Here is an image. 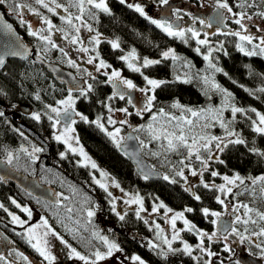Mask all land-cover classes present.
Segmentation results:
<instances>
[{"label":"trees","instance_id":"obj_1","mask_svg":"<svg viewBox=\"0 0 264 264\" xmlns=\"http://www.w3.org/2000/svg\"><path fill=\"white\" fill-rule=\"evenodd\" d=\"M183 1L185 2V0ZM195 1L197 2L196 5H200L199 0ZM227 1L234 11H253L256 6V9L261 10L260 13L264 12V0H247L246 3L245 0ZM56 3L67 4L69 8H73L74 12H70L73 15L79 13L78 8L74 6L75 0H56ZM14 4L24 5L23 11L26 10L31 14L34 13L29 9L42 12L40 13L42 16H48L49 11L37 5L35 0H7L5 4L0 5L5 16L13 22L17 31L33 46L35 55L39 54L47 61L53 60L67 69L76 70L63 60L64 54L58 48L51 49L48 46L49 51H41L45 47L44 43L36 37L28 36L27 25H22L12 10ZM252 4L254 6H248ZM107 5L110 14L96 9H92L95 14L94 19L87 11L84 14L93 31L104 34L108 38V40L103 39L98 46L100 57L106 59L112 68L122 69L125 78L131 79L137 88L146 86L143 76L129 70L126 63L121 61L119 57L132 49H135L140 57L139 64H142L144 57H158L156 60H161L160 64L142 68L141 71L143 75L149 78L166 81V83L155 90L156 100L153 103L152 111L143 112L142 115L138 116L135 113L139 108L130 105L127 102L128 97L120 100L116 96L112 100H108V97L117 90H114L112 83L107 82V77L102 72L94 74L95 79L89 77L85 72V76L82 77L83 79L88 77L86 79L90 81L89 84H92L93 89L87 93V96H82L80 90L72 92L76 96L75 109L87 116L89 121H94L98 117L101 118L108 131L111 129V126L107 124L109 115L114 119L115 114L120 113L123 120L128 121L123 125L122 130H125L130 123L134 124L138 140L143 141V143L140 142L143 155L154 168L163 172L162 178L151 181L146 180L142 175L140 176L133 163L129 162L118 150L112 139L93 123H85L81 120L76 122L79 142L84 144V147L93 154L95 163L103 171L110 173L124 191L132 190L141 194L146 209H151L153 201L156 203L158 198L164 200L166 205L173 210L178 211L185 207H191L194 211L188 213L189 219L197 223V228L200 227L203 230L213 232L211 222H208L210 216L205 218L201 209L205 207L211 210L218 208L220 204L216 202L215 197L219 195V192L205 189L199 183L194 190L191 189V192L201 196V200L196 201L190 191H185V188L190 187L185 184L184 179L176 176V172L182 168H187L180 161L184 160L185 164L189 163L196 168L199 167L200 162L195 159V156L192 159H186L187 149L183 147L179 148L178 151L168 150L167 141L163 138L160 140L152 139V133L147 126L151 123L153 128L158 130L172 115L176 117L184 115L192 118L197 125H203L204 119L191 117L190 113L173 108L172 105L179 102L183 108L194 110L221 107L224 96L211 87L214 82L232 93V97L229 99L230 104L247 110V115L238 113L236 120L228 125L230 130H234L240 138L246 141V144H229L222 153L220 152V160H223L224 163L214 161L209 170L203 172V178L210 181L209 183L215 179L219 181L220 176L214 178L210 175L212 169L220 174L228 172V176L230 173H233L232 176L238 173L245 179V184L239 185L237 182L241 188L236 191L235 198H238L242 204H247L259 212H264V191H262L264 183L252 184L249 179L255 178L256 175H264V157L249 151L252 147L264 151V135L252 131L249 119V117L253 119L255 116L250 111L252 108L264 113V91H261L264 89V56H246L236 47L237 43H241L238 37L230 33L227 35L218 34L213 39L216 40L215 43L213 42V46L219 48L222 43L223 48L213 53L212 60L223 71L215 72L208 67V62L203 59L209 45H197L190 38V34L187 37V44L179 38L167 36L162 29L152 24L146 15L141 16L134 8L127 7V3L121 4L119 0H107ZM89 7L85 4L86 9ZM55 24L64 32H68L70 36L71 34L75 35L74 29L66 22L60 20ZM116 39L120 42V49L114 50L108 41ZM168 47L173 48L180 59L175 61L171 58L163 59L161 53ZM196 47L201 48L200 54L195 51ZM245 47L251 49V45L245 44ZM83 69L79 68L78 70L82 71ZM204 76L208 77V84L204 83ZM186 79L189 80L188 83L183 82ZM68 93L69 90L66 86L57 82L47 72L42 62L35 61L33 57L26 61L9 58L6 65L0 69V111L4 113V116L0 117V160L7 163V154L12 152L17 159H14L12 164L7 163L11 168L30 177L34 176L38 168L41 183L55 187L59 196L56 203L45 202L33 197L17 185L0 180V203L8 211L18 210L11 203L12 199L19 204L30 205L31 208L36 209L37 212L49 219L48 222L54 229L70 243H73L75 247L82 249L88 257H92V254L97 250L106 252V246L98 238L99 236H106L115 240L122 249L120 252L126 257L131 258L134 254L141 255L153 264H204V261L208 259H211L212 264H262V261L259 262V258L264 256L261 254V249L264 248V237L252 236L251 233L259 232L260 228L264 227V221H260L255 212L251 215L253 219L257 220V223L247 226L249 231L244 234L250 239L245 240V250L237 258L229 256L234 252L233 250L224 251L225 244L228 247L231 245L221 239L212 242L205 239V247L216 253V256L208 257L206 254L200 253L195 250V246L199 242L198 237L185 231H181V238L187 239L189 244L193 245L194 252L198 254L197 257H201L198 261L193 260L183 251L170 252L169 250L163 251L159 247L149 248L148 241H152L154 235L150 225L144 223L145 216H148L145 215L146 211L142 212L141 218L138 219L134 207L124 210L120 205L116 206V212L125 216V219L121 221L112 211L111 201L115 200L114 195L109 196L108 192L95 184L89 165H81L77 161L78 155L65 149V145L53 138L52 122L43 114L48 113L54 116L48 111L46 105L56 106V102ZM37 95L40 96L39 100L36 99ZM106 105H110L114 111L109 113ZM22 106L28 108L29 112L25 113L21 110ZM121 108H128L129 113L132 114L127 115L118 111ZM161 108L169 114L168 117L159 115ZM33 113H41V120L33 119ZM153 114H157L155 121L152 120ZM223 116L225 122L230 121V110L225 111ZM208 122L212 123L210 116ZM175 123L176 121H172V124ZM21 132L24 134L23 136L20 135ZM193 134L223 136V134L226 135V132L218 123H215L214 126L207 129L196 126L192 132L188 133L189 136ZM235 138L232 137V139ZM190 142L191 140H189ZM33 146L43 149L42 152L36 153L38 159L34 163L27 153L21 151L23 147L31 152ZM61 153H65V158L61 159ZM200 154L201 156L207 155V152L202 149ZM164 176L170 177V180L175 179L176 183L163 179ZM119 207L121 211H117ZM88 210H92L95 215L88 217ZM9 219L8 212L0 209V233L10 237V240L34 262L48 264L27 242L24 231L12 225ZM235 226L241 232L244 231L243 225L237 224ZM179 243H181L180 240L174 241L175 249H182L176 247ZM11 252L8 257L0 253L5 257L4 260H0V264H17L19 262L18 251L13 250ZM110 261L107 258L98 264H109ZM53 264H84V262L71 258L56 261Z\"/></svg>","mask_w":264,"mask_h":264},{"label":"snow or ice","instance_id":"obj_2","mask_svg":"<svg viewBox=\"0 0 264 264\" xmlns=\"http://www.w3.org/2000/svg\"><path fill=\"white\" fill-rule=\"evenodd\" d=\"M7 2V0H0V5H3ZM121 4H126L127 0H119ZM247 0H245V3ZM35 3L45 9H47L49 12L56 14V9L63 7L60 4L56 3V0H51L52 4H55V7L50 6V3L47 2V0H35ZM169 3V0H160V4L167 5ZM85 4L89 5L90 7L88 9L85 8ZM78 8L79 15L73 16L71 14L67 16H61L60 19L62 21H66V23L75 31V35H71L68 32H64L63 29L56 28V26L52 23L50 19L47 17L41 16V14L36 9H29L32 11L35 15L41 16L42 23L46 25V27H42L38 30H34L32 25L30 23L27 24V30L28 35L38 38L41 42L44 43L45 47L41 50L43 52L49 51V47L51 49H55L58 47V45L53 41L52 39V33L53 30L58 32H64L63 38L65 40H68V42L72 45H79L78 51L82 53H89L90 49L89 47H85L84 41L80 37V31L81 27H84L87 29L88 32H93V28L91 25L87 24L86 21H84L83 17L85 12L87 11L92 18H95V14L92 12V9L100 10L104 13L110 14V9L106 3V0H75V5ZM242 6V5H241ZM249 7L254 6L248 5ZM127 7L134 8L136 12H138L141 16H145L144 8L140 5H133L130 3H127ZM216 7L218 9L226 10L227 13H231L232 16L237 17L234 20V23L239 25L240 29L242 31H235L231 32L230 34L238 37L239 41L241 43H237L236 47L237 49L243 53L246 56H255V55H262L264 56V37H254L251 34L248 33V29L246 25L243 23L245 19L251 20L252 17L247 15L245 12H233L232 7L229 6L227 0H216ZM25 8L24 5L21 4H14L13 11L16 13L20 23L22 25L25 24V21L22 18L23 9ZM64 12H68V8L63 9ZM173 14L176 16L177 19H181L180 10H174ZM258 15L264 17V12L258 13ZM223 12H217L216 16L214 18L209 19L208 21H205L203 19L199 20V23L201 25H204L207 28H212L213 23H223L225 19H227ZM195 21V18H193ZM79 21L80 26H77L73 21ZM151 23L156 25V27L163 30L164 33L167 34L169 37L179 38L181 41H183L185 44L188 43L187 37L190 34V38L194 39L196 44L199 46H205L209 45L207 48V53L203 55V59L208 62V67L215 72H222L223 70L216 66L215 63H213L212 57L213 53L216 51H219L223 48V44L221 43L219 48H214L210 46V41L207 38L210 34L208 32H205L204 39H201V31L193 28H180L173 26L172 23H169L167 21H159L156 19H151ZM2 27L7 30L9 33L13 31L12 26L10 24H3ZM260 30V29H258ZM214 34V33H213ZM222 34H229V33H222ZM101 34L99 32H96V35L92 36L90 38V43L94 45V47L91 48L92 52H95V55L89 56L87 59L88 64H93L94 61L98 60V63L95 65L96 71L100 72L102 69L105 70L102 74L107 77V82L113 83V86L115 87L116 81H119L120 84H122L127 90H137V85L133 83L130 79H123L121 77V72L118 70L113 69L111 73L107 71V69L112 68V65L108 64L103 58L100 57V53L97 50L98 46L101 43ZM258 39V43L254 42ZM108 43L111 45V48L116 50L120 49V42L118 39L116 40H110ZM245 44L251 45V49L245 47ZM22 50H11L4 52L3 54H0V67H3L5 64V57L6 56H20L21 58H27L29 54V50L24 47L23 45L20 46ZM65 56L68 55L67 52L64 51L63 48L59 49ZM195 51L200 54L201 48L196 47ZM39 55V54H38ZM161 56L163 59H169L171 58L173 61L180 59V57L177 56L174 49L169 48L166 51H163L161 53ZM121 61H124L126 63V66L129 70L132 72L140 73L143 76L144 81L146 82V86L143 88H139L138 90L144 94L145 96V103L144 107L142 109H137L136 115H142L143 112H151L153 108V103L156 100L155 96V90L159 88L162 84L166 83V81L156 80L149 78L146 75H143L141 69L147 68L151 65L160 64L161 60H153L149 59L147 57L143 58L142 64L137 63L140 60V57L137 55L136 50L132 49L130 52H128L125 55H122L119 57ZM68 64L71 67L79 69V65L76 63L75 60L69 59ZM84 71L87 73L89 77H92L95 79L93 74L91 72H88L87 69H84ZM227 75V73H224ZM179 79V77H177ZM204 83L208 84L209 79L207 76L203 77ZM184 83H188L189 80H184ZM211 87L215 89L216 91L220 92L224 96V102L221 107L219 108H213L209 107L207 109H200V110H194L192 108H183L179 102H176L172 105L173 108L182 109L184 112L190 113L191 117H198L204 119L205 123L203 125H197V123L193 120L188 118L187 116L181 115L180 117H176L175 115H172L168 118L166 123L162 124L161 127L157 130L153 128V125L150 123L147 127L152 133V139L160 140L163 138L167 141V149L170 151H178L179 148L183 147L187 149V157L186 159H191L193 155L195 156V159L200 162L201 164V171L199 172V175L201 176V184L203 188L209 189V190H216L219 193H223L225 195L230 194L233 192L234 187H238L239 185L245 184V179L242 178L239 174H235L234 176L230 177L228 175H222L217 171H211L210 175L212 177H218L221 176V179L224 181L222 184H215V182L207 183L203 180V172L208 171L210 167V161L214 159V153L212 150L213 142H215V149L217 152H223L224 149L229 144H236V145H245L246 141L243 138H240L239 135L234 131L230 130L228 125L236 120L237 114L242 113L247 115V110L241 107H237L234 104L229 103V99L232 97V93L228 92L226 89L221 88L219 84L212 83ZM93 86L92 84L87 85V90L80 89V93L82 96H87V93L92 91ZM261 91H264V89H261ZM73 89H69L68 96L63 100H58L56 102L57 106L52 105H46L48 108V111L53 115H50L48 113H44L43 115L47 116V119L52 122V128L55 130L53 133V138L57 142H62L67 146V150L71 151L72 153H78L83 158V165L88 166L90 164L92 169H98V165L95 163V161H92L91 158L88 156V154L84 151L82 146H74L73 141L76 145H79V138L74 136L73 133H75V128L72 127V125L76 124L75 117H79V119L85 123H93L98 128H100L102 131H104L108 137L112 139V141L117 145V147L120 146V141L123 139L120 136L121 128L115 127L112 131H108V129L105 127V124L101 121V118H97L94 121H89L88 117L83 115L82 113L75 110V104L76 100L72 95ZM149 93H152L149 95ZM126 95H128L127 92L124 91H114L112 96L108 97V100H112L114 97L118 96L120 100H124ZM36 99L39 100L40 96L37 95ZM211 99V97H209ZM130 105L133 107H136V105L133 103L132 98L130 95H128V101ZM107 110L109 113H112L114 110L110 105H106ZM227 110H230L231 112V120L228 122H225L223 113ZM118 111L123 112L127 115H131L132 113H129L128 108H121ZM252 113L255 114L256 119H251V127L252 131L259 135H264V113H261L257 111L255 108L250 109ZM159 115L162 117H168L169 114L165 113L164 109L161 108L159 110ZM4 116V113L0 111V117ZM209 116L211 118L212 123H209ZM32 118L36 121H40L42 118L41 113H33ZM157 119V114L152 115V120L155 121ZM63 121L62 130L58 128V126L61 125V122ZM172 121H176L175 124H172ZM127 120H121L119 121L120 124H126ZM117 123L116 120L112 118L111 115L107 117V124L109 125H115ZM215 123H218L219 126L223 129H225L226 135L225 137L220 136H214V135H207V134H193L191 136L188 135L189 132H192L194 127L200 126L203 129L210 128L214 126ZM143 127V126H141ZM171 129V130H169ZM21 136L24 134L21 132ZM232 137H236L235 139H232ZM26 138V137H25ZM131 138V137H129ZM189 140L191 142L189 143ZM143 143V141H141ZM201 149H204L208 154L206 157H202L200 152ZM21 151L27 153L31 158L33 163L38 159V156H36V153H40L43 151L42 148L33 146L32 151L29 152L27 148H21ZM250 152L264 157V151L259 150L258 148L252 147L249 149ZM61 159L65 158V153L60 154ZM217 159V162L223 164L224 161L220 160L218 157H215ZM17 159L16 156L12 152H9L7 154V163L12 164L13 160ZM181 164H184L185 167H190L189 165L184 163V160L180 161ZM192 176H197L198 172L194 169L191 170ZM101 176L107 177L108 174L106 172L101 171ZM176 176L181 177L182 179L187 182V177L184 176V170L183 168L176 172ZM3 177H0V180H3ZM147 179V177H145ZM163 179L170 180V177L164 176ZM252 182V184H256L257 182L264 183V175L256 177V178H249ZM93 180L96 184L99 185L100 188L104 189L105 192H108V186L105 183H102L100 180H97L95 177H93ZM170 182L176 183L175 179H171ZM239 182V185L238 183ZM113 183L115 187L119 188L120 185L116 183L113 180ZM121 191H123L121 189ZM185 191H190V188H185ZM262 191H264V188H262ZM193 198L196 201L201 200V196L196 194L195 192H191ZM108 195L111 196L112 193L108 192ZM215 200L218 204L224 205L225 208L229 207L225 203V199L221 198V195H217L215 197ZM11 203L14 204L17 208H20L21 211L27 214L28 220H31L32 218V211L27 207H22L19 203H17L16 200L12 199ZM112 203V211L116 213V215L119 217L121 221L125 219L124 215H121L119 212H116V205L114 201H111ZM126 204H137L139 207L136 210V217L138 219L141 218V213L146 211L143 205V198L139 195L134 196L133 198L126 200ZM243 208V214L242 215H235L234 221L223 228V230H220L219 228L217 231H213L212 233H208L206 231H203L197 226L191 222L189 219L186 218L185 213H191L194 211L191 207H186L183 211H176L167 205H165L162 201L159 204H154L152 207V213H158L160 209H164V217L167 218L166 222L171 225V228L173 230V234L171 236V239H168L166 236L163 238V243L167 245V248L170 252H177V251H183V253L187 254L188 256H191L193 260H199L201 257H197L193 255L194 248L186 241L182 240L181 238V231L192 233L193 235L198 237L199 242L195 246V250H198L200 253L206 254L208 257L216 256L217 254L212 252L209 248L205 247V239L208 241H216L218 239H223L224 241H228L229 236H237L239 237L240 241L243 242L244 240L250 239L249 236H246L244 233L248 232V225L249 224H256L257 220L252 218V213L255 212L256 216L259 218L260 221H264V212H259L258 210H255L251 208L247 204H237L232 206V213L235 214L239 212V209ZM0 209H4L5 212H8V209L4 207L2 203H0ZM69 211H71L69 209ZM202 215L207 218L209 216L213 217L210 222L213 225H218L220 218L222 216V213L219 211H213L209 208L205 207L201 209ZM169 213H172L171 217H169ZM8 215L11 216V220L13 224L19 225L23 227L25 224H27V221L21 219L20 216H17L11 212H8ZM88 217H92L95 215V213L92 210H88L87 212ZM182 221L184 227L181 230H178L176 225L177 221ZM145 224H148V220H144ZM155 229L157 230V237H160V235L164 232V229L161 228L159 224H156L153 222ZM240 224L244 226V231L241 232L239 228H237L235 225ZM219 233V235H218ZM27 242L30 244V246L43 258L44 261H47L48 264H53L55 261V256H53L49 250V240L47 239L49 235L59 239L61 243L65 244L69 249L70 257H76L81 261H84V264H98L99 261L105 260L107 257H111L114 252H120L122 249L119 247V245L115 242L109 241L108 237L106 236H99L98 238L104 243L106 246V252H101L99 250L95 251L92 255L94 256V259H91L90 257L82 255L80 252H78L75 248H73L71 245L67 244V241L63 240L62 237H60L49 225L48 220L44 217H41L40 222L36 225L30 226L25 231ZM98 235V234H96ZM252 236L257 237H264V227L260 228L259 232H252ZM180 240L183 244L182 249H175L173 248V242ZM148 246L151 249L158 248L159 245L155 244L153 241H148ZM257 247H260V245H257ZM224 251H231V249L225 244ZM261 254L264 255V248L261 249ZM21 259L24 261H29V258L24 255L23 253H17ZM5 257L3 255H0V260H4ZM134 264H145V261L139 256V255H133L130 258ZM31 264V262H29ZM204 264H212L211 259L205 260Z\"/></svg>","mask_w":264,"mask_h":264},{"label":"rangeland","instance_id":"obj_3","mask_svg":"<svg viewBox=\"0 0 264 264\" xmlns=\"http://www.w3.org/2000/svg\"><path fill=\"white\" fill-rule=\"evenodd\" d=\"M130 4H133V5H137L138 3L135 1V0H132V1H130V0H127ZM147 1H149V2H151V0H147ZM47 2H49L51 5H52V7H55V4H52L51 3V0H48ZM199 2H200V5L198 4V5H196L195 4V6L194 7H192V9H193V16H194V14H196L194 17H192V18H195V22L194 23H198V24H200L199 23V20H201V19H203V15L204 14H206V12H205V10H206V3H207V1H205V0H199ZM228 2V1H227ZM197 3V2H196ZM187 3H183V1H181V4L179 5V8L181 9V8H185ZM229 4V3H228ZM60 5H62V4H60ZM63 7H61V8H57L56 9V11L57 10H63L64 8H68V12H70V11H73L74 12V10H73V8H69V6L67 5V4H65V5H62ZM185 6V7H184ZM141 7H143L144 8V11H145V15H147V17L149 18V19H156L157 20V15L156 16H154V12H157L158 13V11H159V9L157 8V6H155V4H153V5H149L148 7L147 6H145L144 7V5L143 6H141ZM212 7V6H211ZM212 8H215L216 9V3L214 4L213 3V7ZM179 10V9H178ZM64 11V10H63ZM32 12V11H31ZM40 13H42V12H40ZM84 19V18H83ZM193 21H194V19H193ZM257 21H259V20H257ZM77 26H80V22L78 21H76V20H74L73 21ZM231 22H229L228 24H230ZM261 23H263V26H264V22H263V20H260V24ZM88 24V23H87ZM227 24V25H228ZM201 25V24H200ZM251 27H252V25H250ZM43 27H45V26H43ZM40 28H42V26H37L36 27V30H38V29H40ZM186 28H188V26H186ZM185 28V29H186ZM262 28V27H261ZM199 31H200V28L198 29ZM218 30H219V28L218 27H212L211 29H207L205 32H208L209 34H211V35H213L214 37L216 36V35H214L215 33H217L218 32ZM262 30V29H261ZM55 31V30H54ZM53 31V32H54ZM233 32H235V31H242L241 29H240V27L239 26H237L236 28H234L233 30H232ZM56 32V31H55ZM87 29L86 28H84V27H81V31H80V37H81V39L84 41V45L83 46H85V43L87 44V46L88 47H90L89 49H90V51H89V53H82V52H80V51H78V48H79V45H72V44H70L67 40H65L64 38H63V36L64 35H61V37H60V39H59V36H58V39L60 40V44H62V46H63V48H64V50H66L65 52H67L68 53V55L66 56L67 57V60H66V58H65V55H64V58H63V60L64 61H66V62H68V60L69 59H72V60H75L76 61V63L79 65V68H84V69H87L88 70V72H91L93 75L94 74H98V73H100V72H104L105 70H101L100 72H97L96 71V67H95V65L98 63V60L97 61H94V63L93 64H88L87 63V59H88V57L89 56H92V55H95V52H92L91 51V48L93 47L91 44H90V42H89V45H88V40L90 41V38L92 37V36H94V35H96L95 33H92V36L91 37H87ZM205 32H201V39H204L205 37H204V33ZM214 33V34H213ZM247 34H251V35H253L254 36V34H253V31L249 28L248 29V33ZM212 36V37H213ZM211 38L210 37V35L207 37L208 39H209V41H210V46H212V47H214L213 46V39H215V38ZM260 37H262V36H260ZM54 38V34L52 33V39ZM101 39L103 38V36H101L100 37ZM194 40V39H193ZM195 41V40H194ZM259 41H257V43H258ZM169 48H171V47H168V48H166V50H168ZM171 49H173V48H171ZM165 50V51H166ZM127 54V53H126ZM44 57H47L46 55H44ZM149 59H153V60H156V59H158V57H156V58H149ZM105 61H106V59H104ZM107 62V61H106ZM137 63H139V61L137 62ZM84 69L82 70V71H79L77 68H76V70H74V71H76L75 73H76V76H78V77H82V76H85V71H84ZM114 68H111V69H107V71L109 72V74L111 73V71L113 70ZM115 70H118V71H120L121 72V77L123 78V79H129L128 77H126L125 78V76H124V73H123V71H122V69H117V68H115ZM83 78V77H82ZM86 78H88L87 76H86ZM85 78V79H86ZM131 80V79H130ZM156 80H159V79H156ZM89 84V81H87L86 82V84H85V88L84 89H86L87 88V85ZM115 87H114V90H117V91H124V92H127L128 93V95H130L131 96V98H132V101H133V103L137 106V108H139V109H142L143 107H144V103H145V96H144V94L143 93H139V90H138V88H143V87H138L137 88V90H127L122 84H120L119 83V81H116L115 82ZM69 94V93H68ZM68 94H66L65 96H64V98H62L61 100H63V99H65L67 96H68ZM152 93H149V95H151ZM72 95H73V93H72ZM128 95H126V97H128ZM73 97L74 98H76V96L75 95H73ZM57 106V105H56ZM257 111H259V110H257ZM259 112H261V111H259ZM261 113H263V112H261ZM79 118V117H78ZM192 119V118H191ZM253 119H256V117L254 116L253 117ZM76 120V119H75ZM114 120H116L117 122H119V121H121V120H123V116L120 114V113H117V115L115 114V117H114ZM124 124H120V123H116L115 125H110L111 126V129H110V131H112L115 127H119V128H121V132H120V136L121 137H123V135H124V131L125 130H122L123 129V126ZM72 127H74L75 128V133H73V135L74 136H76V137H78V132H77V123L76 124H74V125H72ZM60 130H62V127L60 128ZM55 131V130H54ZM54 131H53V133H54ZM220 137H225V135L223 134V136H220ZM62 143V142H61ZM73 143V145L74 146H77V147H79V146H82L83 147V149H84V151L88 154V156L91 158V160L92 161H94V158H93V154H91L90 153V151L88 150V149H86L85 147H84V144H82L81 142H79V145H76L75 144V142L73 141L72 142ZM63 144V143H62ZM63 145H65V144H63ZM215 142H213V145H212V150H213V153H214V159L213 160H211L209 163H210V166L212 165V163H214V161H216L217 162V159L215 158V157H218L219 159H221L220 158V152H217L216 151V149H215ZM66 146V145H65ZM65 149H67V146L65 147ZM202 150V149H201ZM71 152V151H70ZM72 153V152H71ZM201 153V152H200ZM76 155H78L77 156V161L81 164V165H83V158L78 154V153H75ZM208 154V153H207ZM207 155H203L202 157H206ZM192 158H194V155H193V157ZM191 158V159H192ZM187 165H189L190 167H187L186 169L184 168L183 170H184V176L185 177H187V182H185V184L187 185V186H189L190 187V189H195V187H196V185L197 184H199V183H201V176L199 175V172L201 171V164L199 165V167H195L194 165L192 166L191 164H189V163H186ZM89 167H90V170H91V175H93L92 176V179H93V177H95L97 180H100L102 183H105L107 186H108V192H111L112 193V195H114L113 197H114V202H115V205L116 206H119L120 205V207H122V208H124V210L125 209H128V208H132V207H134L135 208V210H137V208L139 207V205H137V204H126L125 203V201L126 200H129V199H131V198H133L134 196H136V195H139L140 197H142L143 198V196H141V194H139V193H137V192H134V191H124L121 187H119V188H117V187H115V185H114V183H113V180L115 181V179H113V177L111 176V174L110 173H108V172H106L107 174H108V176L107 177H104V176H101V171H103V169L101 168V167H99L98 166V169L99 170H97V169H92L91 168V166H90V164H89ZM210 168V167H209ZM192 169H194V170H196L197 172H198V175L197 176H192L191 175V170ZM212 169V168H211ZM215 171V169H212L211 171ZM103 172H105V171H103ZM220 179V178H219ZM203 180H204V182H207V183H209L210 181H207L205 178H203ZM94 181V180H93ZM215 181V180H214ZM116 182V181H115ZM117 183V182H116ZM222 183H224V181L222 180V179H220L219 181L217 180L216 181V184L217 185H219V184H222ZM96 184V183H95ZM98 185V184H97ZM121 189L123 190V191H121ZM144 201V200H143ZM163 202L165 205L167 204V203H165L164 202V200H162V199H157L156 200V203H160V202ZM18 203V202H17ZM155 203V201H153V205L154 204H156ZM22 207H27V208H29L31 211H32V218H31V220H28V216H27V214L26 213H24L23 211H21V209L20 208H18V210L17 211H12V210H9L8 212H11V213H13V214H15V215H17V216H20L21 217V219H23V220H25V221H27V224H25L23 227H21V226H19V225H16V224H13L12 223V220H11V216H9L10 217V223L12 224V225H14L16 228H20V230H22V231H24V233H25V231H26V229L28 228V227H30V226H33V225H36V224H38L39 222H40V219H41V217H44V218H46L44 215H42L41 213H39V212H37V210L36 209H33V208H31L30 207V205H24V204H20ZM143 205H144V208H145V204L143 203ZM152 205V206H153ZM117 208V211H121V208ZM186 208V207H185ZM184 208V209H185ZM146 209V208H145ZM183 209V210H184ZM221 205L218 207V208H216V209H212L213 211H219V212H222L221 210ZM152 210V207H151V209H146V214L145 215H148V216H145V219H147L148 220V225H150L149 227L150 228H152L153 229V237H152V241L155 243V244H157V245H159V248L161 249V250H163V251H166V250H168V248H167V245L166 244H164L163 243V238L166 236L168 239H171V236H172V234H173V230H172V228H171V225L168 223V225L165 223V219H164V217L163 218H161V220H159V219H155V220H150V212H152L151 211ZM163 212V214H164V209H161ZM161 210H160V212H161ZM183 210H178V211H183ZM211 210V209H210ZM177 210H174V212H176ZM161 213V214H162ZM243 214V211H241L240 212V214L239 215H242ZM142 215V214H141ZM185 216H186V218L187 219H189V216H188V213H185ZM171 217V216H170ZM47 219V218H46ZM213 219V217H211V220ZM48 221H49V219H47ZM190 220V219H189ZM191 221V220H190ZM153 222H155L156 224H159L160 226H161V228H163L164 229V232L160 235V237H157V230L155 229V227H154V224H153ZM191 222H193V221H191ZM49 223V222H48ZM194 223V222H193ZM194 224H196V223H194ZM49 225L51 226V224L49 223ZM176 227H177V229L178 230H181V229H183V227H184V225H183V223H182V221H177V225H176ZM51 228L60 236V237H62L63 238V240H65V241H67V244H69V245H71L73 248H75L78 252H80L82 255H84V256H86L85 254H84V252L82 251V249H78L77 247H75L74 245H73V243H70L67 239H65L63 236H62V234L61 233H59L56 229H54L52 226H51ZM181 234V233H180ZM48 240H49V250H50V252H51V254L53 255V256H55V261L54 262H56V261H61V260H67V259H71V258H74L75 260H79L78 258H76V257H70L69 256V253H70V249L65 245V244H63V243H61V241L59 240V239H57V238H55V237H53V236H51V235H49L48 236V238H47ZM109 239V238H108ZM182 240H184V239H182ZM109 241H111V242H115V240L114 239H109ZM184 241H186L187 243H189L188 242V240L186 239V240H184ZM227 242H229V244L231 245V247H230V249H231V251L233 250L234 252H232L229 256H232V257H234V258H237L238 256H240V254L242 253L241 251H242V247H243V245H244V243H245V240L243 241V242H241L240 241V239H239V237H237V236H232V237H230L229 239H228V241ZM116 243V242H115ZM191 246H193L192 244H190ZM175 247V245H174V242H173V248ZM176 247H179V248H183V244L182 243H179L178 245H176ZM102 252H105V251H102ZM193 254L195 255V256H197L198 254L196 253V252H193ZM134 255H137V254H134ZM144 261H145V264H153L151 261H149L146 257H142L141 255H139ZM88 257V256H87ZM132 257V256H131ZM91 259H94V256H92V257H90ZM107 258H109V260H111L110 262H109V264H134V262L129 258V257H126V255H123L121 252H114L113 253V255L111 256V257H107ZM106 258V259H107ZM19 262L17 263V264H29V262H31V264H41V263H36V262H32V260H30L29 259V261H24L23 259H21V257H19ZM79 261H81V260H79ZM260 261H262L261 263L262 264H264V256H260V258H259V262ZM82 263L84 262V261H81ZM100 262V261H99ZM98 262V263H99Z\"/></svg>","mask_w":264,"mask_h":264},{"label":"water","instance_id":"obj_4","mask_svg":"<svg viewBox=\"0 0 264 264\" xmlns=\"http://www.w3.org/2000/svg\"><path fill=\"white\" fill-rule=\"evenodd\" d=\"M5 12L2 11L0 8V54L4 52L11 51V50H22L20 48L21 45L26 47L29 50V54L27 58H21L20 56H6L5 57V64L9 60V58L23 60L26 61L33 57V59L37 62H42L47 72L55 78V80L59 83H63L66 88L73 89L79 91L80 89H84V86L87 81L85 78H80L76 76L75 71L65 68L55 61H47L42 56L35 55L33 46L27 42L22 35L17 31L13 22L10 21L8 17L5 16ZM175 27H180L182 25L180 23V19L176 17L171 22ZM3 24H10L12 26L13 31L9 33L5 30L2 25ZM4 67V66H3ZM3 67H0L3 68ZM21 110L25 111V113L29 112L28 108L22 106ZM75 119V116H74ZM63 124V121L61 122ZM135 125L129 124L128 127L125 129V133L123 135V139L120 141V146L118 150L128 159L129 162L133 163L134 168L139 175L143 176L144 178L147 177L146 180H158L162 178V173L160 170L154 168V166L147 161L145 156L142 152L141 141L138 140L135 134ZM131 137V138H129ZM0 177H3V182H8L13 185H17L19 188L24 189V191L29 192L35 198H39L45 202L56 203L58 202L59 196L58 191L55 187H51L49 184L43 185L40 181L38 168L36 169V173L34 176L30 177L27 174L19 173L16 169L11 168L6 162L0 160ZM227 225H230V221H226L221 224L219 227L220 230ZM0 240L5 244L8 243L9 237L5 236L2 232L0 233Z\"/></svg>","mask_w":264,"mask_h":264},{"label":"flooded vegetation","instance_id":"obj_5","mask_svg":"<svg viewBox=\"0 0 264 264\" xmlns=\"http://www.w3.org/2000/svg\"><path fill=\"white\" fill-rule=\"evenodd\" d=\"M130 1H132V0H130ZM135 1L140 6H143L144 5V7L145 6L148 7L149 5L155 4V6H157V8L159 9V11H158V13L157 12H154V16L157 15L156 17H157V20H159V21H167V22L171 23L173 21V19L176 17L173 14V11L179 9L180 10V15L182 17L180 19V23L182 24V25H180V28H186V26L193 27V28H195L197 30L200 28V31L202 33L205 32L207 29L208 30L211 29V28L205 27L204 25H200L198 23H194L195 21H193V18L192 17H194L197 13L194 14V16H193V9H192V7H194L195 4H196V1L195 0H185V2L183 0H169V3L167 5L160 4V0H151V2H149L147 0H135ZM181 1H183V3H187L185 5L186 7L184 6L185 8H181V9L179 8V5L181 4ZM205 1H207V3H206V6L207 7H206V10H205L206 14H204L205 17L203 18V20L208 21L209 19L214 18L216 16L217 12H223L224 15L226 17H228L227 19H225L223 21V23H216V22L213 23V26L212 27L215 26V27H218L219 28L218 32L215 33L214 35L218 36V34L224 35L222 33H231V32H233L232 30L234 28H236L237 26H239V25H237V24L234 23V20L237 17L232 16L231 13H227L226 10L218 9L217 7H216V9L215 8H212L213 7V3L215 4L216 3V0L215 1L214 0H205ZM106 3H107V0H106ZM127 3H129V2L127 1ZM50 6H52V5L50 4ZM229 6H230V4H229ZM254 8L255 9L253 11H250V10L243 11V12L247 13V15H249V16L252 17L251 20L245 19L243 21V23L246 25L247 29L250 28L253 31L254 37H260V36L264 37V26H263V23L260 24V20H263V22H264V17L258 15V13H260L261 10L256 9L257 8L256 6ZM70 12H64L63 10H60L59 9V10L56 11V14H53V13L49 12V15L48 16H43V17H47L48 19H50L52 21V23L56 26V28H59L55 23L61 20L60 17L62 15L63 16H67V15L71 14ZM233 12H237L238 13V12H241V11H234L233 10ZM79 14L80 13H78V15ZM71 15H73V14H71ZM76 15L77 14H75L73 16H76ZM41 16H37L35 14H31L30 12L28 13V11H26V10H24L23 13H22V18L25 21V24L27 25L28 23H30L32 25V27H33L34 30H36V27L37 26H42V27L45 26L46 27V25H44L42 23ZM83 18H84V21L87 22L86 18L85 17H83ZM257 20H259V21H257ZM64 22H66V21H64ZM229 22H231V23L228 24ZM250 25H252V27ZM258 29H260V30H258ZM92 33H95V31H93V32H87V34H86L87 37H91L92 36ZM53 34H54L53 41L58 45L57 48L58 49L63 48L62 44L59 43L60 42L59 39H60L61 35H64V33L63 32H58V31H56V32L54 31ZM71 35H74V34H71ZM58 36H59V39H58ZM101 36H103V38L101 39V41H103V39L108 40V38L104 34L103 35L101 34ZM212 36L213 35L210 34V37L211 38L214 37V36L213 37ZM70 37L71 36H69V39H70ZM215 41H213V42L215 43ZM257 41H258V39L256 41H254V42L257 43ZM88 45H89V40H88ZM85 47H88L86 43H85ZM93 47H94V45H93ZM64 51H66V50H64ZM65 58L67 60V57H65ZM85 81H88V80L85 79ZM75 119H76V121L80 120L78 117H75ZM62 126H63V124H61L60 126H58V128H61ZM225 174L228 175V172L227 173H221V176L222 175H225ZM236 174H238V173H236ZM232 175H233V173H230L229 176L232 177ZM221 176L220 177L218 176V177L221 179ZM256 177H259V175H256ZM216 181H215V183H216ZM240 188H241V186L234 187L233 188V192L230 193V194H227V195H225L223 193H219V195H221V198L222 199H225V203L229 207L225 208L224 205H221V209L220 210L222 211L221 212L222 213V216L220 218V221H219L218 225H213L211 223V226H212L213 231H217V229L221 226V224L224 223V222H226L227 220L230 221V224H231L234 221V219H235V215H239L240 212L243 211V210L239 209V212H237L235 214L232 213V206L237 205V204H242L241 201L238 198H235V193H236V191L240 190ZM145 214H146V212H145ZM149 214H150V216H149L150 217V220H155V219L161 220V218L164 217V214L163 213L161 214L160 211L158 213H152V212H150ZM171 215H172V213H169V217ZM164 219H165V223L168 225V223L166 222L167 218L164 217ZM210 221H211V216H210V219H208V222H210ZM199 229H201V228L199 227ZM201 230H203V229H201ZM203 231H206L208 233H212L209 230H203ZM218 235H219V233H218ZM230 237H232V236H229V238ZM221 240L223 242H227V241H224L223 239H221ZM13 250H16V251L21 252L24 255H26L25 252L21 251V249L19 247H17L14 244V242H12L10 240V237H9L8 243H6V244L4 242H1V240H0V253L1 254L6 255V257H8L9 253H12L11 251H13ZM242 250L243 251H241V252H244V250H245L244 245L242 247ZM27 257L30 260H32L31 257H29V256H27ZM32 262L34 263L33 260H32Z\"/></svg>","mask_w":264,"mask_h":264}]
</instances>
